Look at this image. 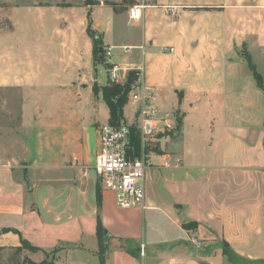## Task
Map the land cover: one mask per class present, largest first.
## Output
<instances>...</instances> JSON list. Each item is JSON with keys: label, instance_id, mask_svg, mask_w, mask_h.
<instances>
[{"label": "crops", "instance_id": "0c3cea01", "mask_svg": "<svg viewBox=\"0 0 264 264\" xmlns=\"http://www.w3.org/2000/svg\"><path fill=\"white\" fill-rule=\"evenodd\" d=\"M144 4L134 20L104 5L91 20L109 69L135 71L160 117L174 125L168 155H147L145 208H118L112 192H96L94 172L83 176L79 167L92 166L109 119L100 97L88 111L101 117H94L100 126L79 118L80 98L107 82L98 78L93 41L81 35L80 47L73 39L64 52L60 28L29 29L22 60L0 62V85H22L19 124H0V250L15 253L25 241L42 253L58 249L55 264H99V218L105 264H264V94L244 59L264 80V65L252 58L264 52V0ZM38 99L55 105L40 110ZM64 99L75 107L64 109ZM135 107H124V122L135 120ZM167 156L180 166L162 167Z\"/></svg>", "mask_w": 264, "mask_h": 264}, {"label": "rangeland", "instance_id": "374dc122", "mask_svg": "<svg viewBox=\"0 0 264 264\" xmlns=\"http://www.w3.org/2000/svg\"><path fill=\"white\" fill-rule=\"evenodd\" d=\"M151 0H0V62L7 59H13L16 61H21L23 57V52L28 49V46H23V34L26 30L29 29H54V27L60 28L63 31V49L64 52L69 51V49L73 45V39H77L79 41L78 47L81 45V38L84 35H88V37L93 41V39L88 34V26L92 30V20L91 14L93 8H96L98 5H104L105 9H110L113 11H121L129 12V10L133 7H138L140 9L141 5L150 2ZM32 12H36L37 20L39 18H43V22L34 23L30 19V15ZM14 16V17H13ZM11 18V19H10ZM224 21L229 24L230 14L228 12H224ZM93 32V31H92ZM94 33V32H93ZM82 35V36H81ZM41 36H37L36 38H32L34 43H37ZM46 38H43L45 40ZM96 41V40H95ZM32 42V44H33ZM253 43V42H252ZM34 46V45H33ZM42 46V45H41ZM32 48V47H31ZM35 52L38 51V47L33 48ZM28 52V51H27ZM65 56V53H63ZM253 60L255 63L264 65V52L256 51L253 52ZM95 62H99L102 65L98 67V78L103 82L107 80V73H109V65H108V55L106 53L102 55H93ZM107 73H106V70ZM258 70L261 74H263L264 69H262L261 65H258ZM9 72H7L8 74ZM128 77V72L124 75L117 76L111 79L108 75V80L110 82L115 83H124L126 78ZM136 81V80H135ZM93 87V86H92ZM91 87V91H92ZM22 85L21 84H8V82L1 83L0 85V124L1 122L6 123L10 122L12 125L19 124V111H20V103L22 97ZM129 98V97H128ZM98 98L94 97L92 94L88 99H82L77 102L79 103V114L80 121L84 123V125H97L99 124L97 119L94 117L101 119L98 117V114L91 115L89 110H93L97 108L96 100ZM129 102H133L136 104L135 114L138 108V104L132 99ZM95 103V104H94ZM98 103V102H97ZM75 107L74 101L63 100L62 107L64 109H69L70 107ZM35 108L40 110L46 108H53L55 102L45 101L38 99L35 101ZM158 110V109H157ZM11 112V113H9ZM93 112V111H92ZM159 112V111H158ZM131 113L130 109L126 110V114L129 116ZM130 117V116H129ZM162 122L158 125V131L156 137L161 139L164 136V139L159 140L158 147L156 149H152V151L157 154H167L168 148L167 143V135H172V129L174 127L173 122H165L164 118L160 117ZM94 119V120H93ZM109 120V119H108ZM109 122V121H108ZM107 122V124H108ZM125 123L132 125L135 123V120L130 123L120 121L119 123ZM10 124V125H11ZM100 124L98 125V127ZM169 126V127H168ZM89 127V126H87ZM101 128V126H100ZM99 128V129H100ZM169 131V132H168ZM170 140V139H168ZM164 144V145H163ZM163 145V146H161ZM157 150V152H156ZM97 153V151H96ZM93 159V163L95 160V156ZM169 157H165V160H168ZM93 165V164H92ZM17 173L21 175V170L19 165L16 164ZM81 172L83 176L89 175V171L91 167L89 165H80ZM93 171V170H92ZM23 174V173H22ZM95 174V173H94ZM97 177V176H96ZM100 190L102 191L101 183L97 177L96 182V192L99 194ZM25 254V256H23ZM48 256H52L57 260L59 258L60 252H45ZM44 253L38 252H30L28 250L22 249L17 252L4 251L0 250V264H22L23 258L27 257L34 262L41 261L44 256Z\"/></svg>", "mask_w": 264, "mask_h": 264}, {"label": "built area", "instance_id": "2783aa9c", "mask_svg": "<svg viewBox=\"0 0 264 264\" xmlns=\"http://www.w3.org/2000/svg\"><path fill=\"white\" fill-rule=\"evenodd\" d=\"M138 11V7L131 8L128 12L129 18L132 20L138 18ZM164 51L173 53L172 48H166ZM109 75L111 79L115 78V69H110ZM128 97L129 101L132 99L138 104L135 123L129 125L121 122L117 127L110 125L101 127L97 153L91 170L98 177L102 189L114 194L118 208L143 209L145 208L144 180L150 166L147 155L156 148V134L162 119L153 104L149 87L135 82ZM132 129L138 140L137 151L132 145ZM179 166V160H174L173 163L164 160L162 163L164 168ZM187 241L195 250H200L201 242L195 236L190 235ZM143 255L144 246L141 245L140 256Z\"/></svg>", "mask_w": 264, "mask_h": 264}, {"label": "trees", "instance_id": "16d2710c", "mask_svg": "<svg viewBox=\"0 0 264 264\" xmlns=\"http://www.w3.org/2000/svg\"><path fill=\"white\" fill-rule=\"evenodd\" d=\"M88 34L93 39V55H102L98 53L96 43H95V34L90 29V26H88ZM244 59L246 60L248 67L250 71L252 72L253 78L256 82V85L262 90L264 94V80L263 78L256 72L254 66L251 63V60L249 56L244 54ZM136 72L135 71H129L128 77L126 78V81L124 83H115L110 82L107 79V82L104 86L99 87L98 85L94 84L92 87V94L94 97H100L101 101L105 104V106L108 109L109 112V122L108 125L117 127L120 123V121H124L123 118V109L128 104L129 101V93L131 90L132 85L135 83ZM132 145L134 146L135 150L137 151L139 149L138 147V140L136 136H134V130L132 129ZM97 201L99 204V196H97ZM107 237V234L103 227L101 226L99 218H97V226H96V238L98 240V260L99 264H105V252L106 248L103 244V239ZM22 249L28 250L30 252H38L40 249L31 246L29 243L22 241L21 246L17 248V251H20ZM54 252H58V249L53 250ZM223 252L227 253V246L226 244H223ZM45 254V252H43ZM133 255V253L129 252ZM55 258L52 256H48L45 254L44 258L39 262H34L33 260L24 257L22 264H55Z\"/></svg>", "mask_w": 264, "mask_h": 264}, {"label": "water", "instance_id": "95a60500", "mask_svg": "<svg viewBox=\"0 0 264 264\" xmlns=\"http://www.w3.org/2000/svg\"><path fill=\"white\" fill-rule=\"evenodd\" d=\"M95 43H96L98 53L102 54V44H101L100 40L96 39Z\"/></svg>", "mask_w": 264, "mask_h": 264}]
</instances>
